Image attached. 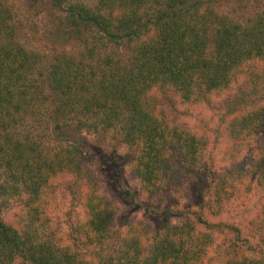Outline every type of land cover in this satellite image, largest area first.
Returning a JSON list of instances; mask_svg holds the SVG:
<instances>
[{
    "label": "trees",
    "instance_id": "1",
    "mask_svg": "<svg viewBox=\"0 0 264 264\" xmlns=\"http://www.w3.org/2000/svg\"><path fill=\"white\" fill-rule=\"evenodd\" d=\"M48 1L62 12L54 38L81 49L52 46L51 61L44 63V54L13 37V9L0 0V264H90L86 253L41 238L49 180L87 178L81 156L87 136L119 132L135 148L134 172L143 189L160 197L170 184L166 174H173L171 154L197 164L204 142L170 126L150 93L173 90L193 103L199 93L230 89L250 72L243 70L264 66V6L241 22L214 11L213 0ZM107 45L113 51L101 54ZM229 126L236 138L264 134V104ZM259 154L253 177L264 191V149ZM232 174L234 180L248 177L238 169L220 174L214 183L219 208L233 192ZM96 192L85 198L82 232L88 246L104 252L98 264H195L202 256L197 225L219 228L197 214L179 226L166 222L161 235L148 241L132 222L121 224L116 208ZM10 198L22 200L15 224L2 212ZM259 209L256 227L264 231V200ZM114 235L118 248L111 253ZM260 251L225 264H264Z\"/></svg>",
    "mask_w": 264,
    "mask_h": 264
},
{
    "label": "rangeland",
    "instance_id": "2",
    "mask_svg": "<svg viewBox=\"0 0 264 264\" xmlns=\"http://www.w3.org/2000/svg\"><path fill=\"white\" fill-rule=\"evenodd\" d=\"M1 1L13 9L11 24L16 29L13 37L28 50L44 54V63L51 61L52 46L73 53L81 49L73 41L54 38L62 27L59 18L62 12L48 0ZM70 2L93 5L97 0H66L63 6ZM210 6L219 14L244 22L263 8L264 0H213ZM108 51H113L111 45L99 50L101 54ZM245 72L249 74L241 75L230 89L199 93V100L193 103L185 102L173 90L155 88L150 93L160 112L168 117L170 126H178L204 142L203 157L197 164L171 154L169 162L174 171L166 174L170 184L160 197L143 189L134 172L135 148L123 143L119 132L87 136L81 154L87 178L64 174L49 180L50 188L44 195L49 207L48 221L41 228L42 240L61 244L72 252L86 253L90 264H98L97 259L104 252L98 246H88L82 232L87 218L85 198L93 190L116 208V218L121 219V224L125 220L132 222V226L149 234L148 241L161 235L166 222L179 226L188 218L195 219L197 214L209 224H217L218 230L212 232L211 227L197 225L202 237L198 239L202 256L195 264H225L230 258L260 255L259 250H263L260 252L264 258V231L256 227L258 219H255L261 210L264 191L253 177L254 162L264 149V134L236 138L229 126L234 117L264 104V66H253ZM227 169H238L248 177L234 180V174L231 175L233 186L229 191L233 192L219 208L214 183ZM21 204L19 198H10L5 204L2 212L7 223L17 222L23 211ZM116 248L117 237L111 240L108 252L113 253Z\"/></svg>",
    "mask_w": 264,
    "mask_h": 264
}]
</instances>
